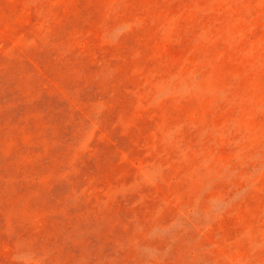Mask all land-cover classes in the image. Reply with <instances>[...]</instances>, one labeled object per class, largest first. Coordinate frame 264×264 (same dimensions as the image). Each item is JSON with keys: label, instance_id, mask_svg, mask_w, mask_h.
Listing matches in <instances>:
<instances>
[{"label": "rangeland", "instance_id": "rangeland-1", "mask_svg": "<svg viewBox=\"0 0 264 264\" xmlns=\"http://www.w3.org/2000/svg\"><path fill=\"white\" fill-rule=\"evenodd\" d=\"M0 264H264V0H0Z\"/></svg>", "mask_w": 264, "mask_h": 264}]
</instances>
